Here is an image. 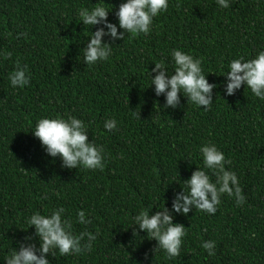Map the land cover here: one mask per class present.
Here are the masks:
<instances>
[{
    "label": "trees",
    "instance_id": "trees-1",
    "mask_svg": "<svg viewBox=\"0 0 264 264\" xmlns=\"http://www.w3.org/2000/svg\"><path fill=\"white\" fill-rule=\"evenodd\" d=\"M102 2L0 0V52L11 53L0 56V264L17 241L33 234L27 228L33 212L48 215L61 206L74 234L96 238L90 251L57 252L51 264H264V101L243 85L225 95L220 75L233 58L247 60L264 49V0H230L228 9L214 0H169L147 36L104 37L111 56L89 66L80 48L97 26L79 22L78 10ZM104 2L113 6L107 19L116 23L121 0ZM172 49L200 59L206 79L218 85L210 109L184 97L183 107L162 109L164 94L156 97L148 87L153 63L174 71ZM17 61L28 66L30 83L23 88L8 79ZM69 115L103 147V170L61 167L30 130L40 118ZM110 118L117 120L114 132L103 127ZM206 143L231 161L225 168L237 175L244 203L223 194L214 215L196 209L174 214L186 235L179 256L169 259L155 249V239L143 232L134 238L129 225L141 209L153 205L155 211L154 204L171 209L183 187L177 181L203 166L199 147ZM79 210L90 224L76 222ZM207 240L216 241L214 256L201 247Z\"/></svg>",
    "mask_w": 264,
    "mask_h": 264
},
{
    "label": "clouds",
    "instance_id": "clouds-1",
    "mask_svg": "<svg viewBox=\"0 0 264 264\" xmlns=\"http://www.w3.org/2000/svg\"><path fill=\"white\" fill-rule=\"evenodd\" d=\"M219 8L228 9L230 0H214ZM169 0H121L115 7L116 23L107 19L109 11L103 0L92 8L78 10L79 22L84 26H97L90 31L87 42L81 49V58L84 64L92 66L100 61H107L112 54V47L103 38L109 41L124 40L125 36L145 35L151 31L153 18L167 10ZM118 27L121 31L118 32ZM0 56L8 58L10 52H0ZM171 59L174 71L169 72L165 63L158 61L147 71L150 77L148 87H152L156 97L164 94L162 109H177L183 107L181 97L186 103L203 110L211 108L213 89L216 83H209L202 70L201 60L180 50H171ZM154 73V75H152ZM220 75L225 77L223 90L225 95H234L235 92L247 86L251 93L264 101V49L259 50L252 58H233L227 65V70L221 69ZM9 82L13 88H23L30 83L28 66L18 61L13 71L9 73ZM147 88V87H146ZM203 106V107H201ZM161 108V107H160ZM103 127L107 131L117 130V120L110 118L104 121ZM36 137L43 151L51 158H59L63 168H84L89 170H103L105 167L104 149L88 139L87 125L74 116L43 117L36 121L34 129H30ZM202 158V167L195 168L191 175L184 180H173L183 184L181 191L174 192L171 209L163 205H153L141 209L131 219L129 227L135 238L139 232L146 234L149 239H155V249L162 250L167 258H175L180 254L186 227L182 223H174L176 213L187 216L189 211L196 209L209 215H214L221 203V196L227 194L235 197L237 205L244 203L242 189L235 172L225 168L231 161L215 144L206 143L199 147ZM215 175V182L210 178L208 171ZM64 207H58L48 215L33 212L27 218V228L32 227L34 232L17 241L18 247L3 259L5 264H51L49 256L78 255L91 250V241L95 235L82 231L74 234L72 223L64 218ZM76 222L88 225L91 220L86 218L84 210L76 213ZM128 227V228H129ZM87 237V242L82 243ZM35 238V240H34ZM216 241L202 242L201 247L209 256L215 255ZM154 249V250H155ZM153 250V251H154Z\"/></svg>",
    "mask_w": 264,
    "mask_h": 264
}]
</instances>
